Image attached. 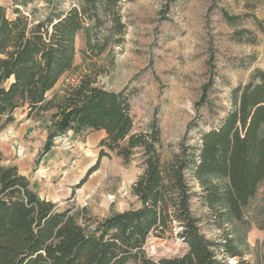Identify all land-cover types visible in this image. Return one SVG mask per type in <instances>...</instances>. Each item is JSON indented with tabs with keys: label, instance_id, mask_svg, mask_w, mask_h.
Wrapping results in <instances>:
<instances>
[{
	"label": "trees",
	"instance_id": "16d2710c",
	"mask_svg": "<svg viewBox=\"0 0 264 264\" xmlns=\"http://www.w3.org/2000/svg\"><path fill=\"white\" fill-rule=\"evenodd\" d=\"M132 1L83 0L79 7L43 20L30 19L18 9L10 18L0 7V133L15 123L20 109L26 119L44 126L41 156L64 134L84 138L104 132L94 165L72 188L69 200L110 154L127 163L138 151L143 165L131 186L139 207L101 219L75 205L59 211L15 165L0 166V264H258L244 260L228 232L218 241L202 235L201 220L191 211L196 193L187 176L198 184L202 204L212 212L217 228H223L225 219L247 224L245 210L264 184V72L255 71L247 84L232 90L230 111L216 128L200 132L199 146L182 141L177 153L164 161L158 126L152 123L146 132L134 131V92H110L97 84L107 69L93 61L109 45L121 43L126 27L120 5ZM220 13L230 27L251 18L263 29L253 16H231L224 9ZM80 32L85 34L89 64L74 84L48 98L60 79L75 69L74 41ZM247 32L237 31L236 40ZM212 62L211 57L210 78L196 107L208 105L215 79ZM214 178L222 184L212 182ZM255 226L264 232V200ZM175 230L187 247L183 256L157 261L146 256L150 236L163 239Z\"/></svg>",
	"mask_w": 264,
	"mask_h": 264
},
{
	"label": "rangeland",
	"instance_id": "374dc122",
	"mask_svg": "<svg viewBox=\"0 0 264 264\" xmlns=\"http://www.w3.org/2000/svg\"><path fill=\"white\" fill-rule=\"evenodd\" d=\"M168 1L121 3L120 16L126 27L122 41L109 45L106 52L93 61L107 69L98 77L99 87L115 93L134 92L130 102L134 131L146 132L155 123L160 129L159 152L164 161L177 153L182 141L189 146H199L200 132L216 128L230 111L232 90L247 84L255 71L264 72V0H176L173 4ZM82 2L0 0V7L10 18L18 9L30 19L43 20L48 15L79 7ZM220 9L231 16H253L263 29L261 31L251 18L243 21L241 26L230 27L223 22ZM239 30L248 32L237 41L235 33ZM85 41L83 32L76 35L75 69L60 79L48 98L74 84L89 64ZM211 57L215 79L208 94V105L196 107L201 89L210 78L208 62ZM24 112L20 109L16 113L18 121L14 129L19 142L11 146L14 156L18 157L23 156L25 150L39 148L46 133L41 122L26 119ZM189 125L192 126L190 129ZM71 141L70 133H67L57 137L54 146L69 150ZM41 152L42 149L31 163L32 174L42 157ZM0 166H6L3 159ZM142 170L140 152L137 151L127 163L110 154L109 158L101 160L99 169L88 178L80 201H62L58 210L75 205L101 219L112 212L136 209L139 203L131 193V186ZM187 179L196 193L191 200V211L201 220L202 235L218 241L228 232L236 248L243 253L244 260L264 264V232L255 226L262 216L264 184L258 187L245 210L246 225L225 219L223 228H217L212 212L202 204L198 184L190 176ZM211 181L222 184L216 178ZM32 185L39 190L37 183L32 181ZM41 193L43 197L44 193ZM78 222L81 221L78 219ZM176 234L177 230L163 239L150 236L144 246L146 256L154 261L183 256L187 247ZM235 263L231 261V264Z\"/></svg>",
	"mask_w": 264,
	"mask_h": 264
},
{
	"label": "crops",
	"instance_id": "0c3cea01",
	"mask_svg": "<svg viewBox=\"0 0 264 264\" xmlns=\"http://www.w3.org/2000/svg\"><path fill=\"white\" fill-rule=\"evenodd\" d=\"M18 111V110H17ZM14 114L15 123L8 126L2 133L0 139V152L3 157V162L6 166L15 165L20 175L25 176L38 184V195L47 201L59 204L62 201L78 203L82 197V189L74 192L72 199V188L76 186L79 181L85 176L87 170L92 167L96 161L99 149L98 143L105 137L104 132H92L84 138L74 137L70 133L71 148L69 150H61L53 145V147L45 153L37 166H35V173H31V163L36 159L39 151H41L46 140V133L41 139L39 148H34L23 154V156L16 155L11 150L12 144L19 142L17 131L14 129L17 117ZM26 118V111L24 112ZM16 157V159L14 158ZM94 172L92 175H94ZM91 175V176H92ZM88 180V179H87ZM87 182V181H86ZM41 192L44 196H41Z\"/></svg>",
	"mask_w": 264,
	"mask_h": 264
}]
</instances>
